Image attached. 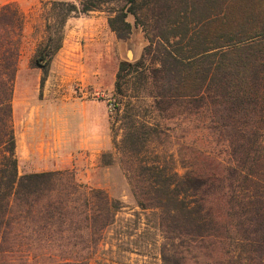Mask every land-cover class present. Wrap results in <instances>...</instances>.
<instances>
[{"label":"trees","instance_id":"trees-1","mask_svg":"<svg viewBox=\"0 0 264 264\" xmlns=\"http://www.w3.org/2000/svg\"><path fill=\"white\" fill-rule=\"evenodd\" d=\"M75 1L51 2L30 66L47 74L72 13L105 10L119 40L131 33L128 17L142 26L146 43L119 62L109 117L141 210L133 214L160 238L161 264H264V0ZM24 21L17 4L0 5V264H90L122 205L65 171L19 174L12 94ZM130 81L150 100L146 118ZM172 119L190 125L181 174L141 156ZM198 129L225 146L226 160L185 143Z\"/></svg>","mask_w":264,"mask_h":264},{"label":"rangeland","instance_id":"rangeland-1","mask_svg":"<svg viewBox=\"0 0 264 264\" xmlns=\"http://www.w3.org/2000/svg\"><path fill=\"white\" fill-rule=\"evenodd\" d=\"M52 1L0 0V5L8 2L17 4L25 18L23 38L21 40V54L18 62L19 67L30 65L37 44L44 38L45 25L49 18V8ZM68 1L76 2L75 0ZM70 16L71 21L67 29H64L63 35L70 41L73 39L77 40L78 44L74 45V50L83 54L81 60L83 61V67H86L85 70H101L102 78L100 80L98 96L106 101L107 109L110 113L111 107L108 101L114 92L115 73L119 62L122 60L133 61L138 59L146 43L142 26L135 24L133 17H128L132 25L131 33L128 39L119 40L108 26V13L105 10L93 11L86 14L72 13ZM93 39H97L98 41H93ZM130 49L132 51L131 59L128 58ZM80 84H82V81L77 80L74 82L73 87L78 90L81 86ZM137 85V83L133 84L130 81L131 88L134 87L131 93L135 95V98H138L135 101H137L136 105H138L139 115L146 118L148 117V101L150 100L142 93L143 89H140L141 92H137ZM87 86L91 88L90 85ZM165 122H167V126H164L163 129L167 133L163 132L160 135L151 137L149 144L145 147V152L141 156L147 162L159 157L157 160L161 164H164L168 168L174 167L181 174L185 169L179 161L178 146L184 142L183 134L185 126L190 125L178 119L165 120ZM193 124H197L198 127L199 123L195 121ZM197 131H199L198 134L191 135L185 141L188 146L197 148L200 152L213 153L214 156L220 159H227V150L222 143H218L215 138H210L212 142L208 144L205 136L200 135V129ZM117 138L119 139L120 135ZM104 153L111 154V164H102V153L97 163H94L95 165H92V167H88L89 169L86 172L82 171L76 174L74 171L64 170L73 175L77 182L105 190L110 197L117 199L122 205V211L117 215V222L103 235L102 243L96 250L90 264H161L160 255L158 254L160 238L153 236L151 234L152 230L148 231V234L142 232L141 229L145 226L144 222H146L143 212H140L139 216L133 214L134 211L141 210L136 205L137 199L132 193L131 185L124 171L126 168L125 163L120 160L119 154L113 147V144ZM197 158L198 163L200 165L203 164L200 155ZM150 218L148 217V220L152 223L153 220ZM136 224H138L140 230L135 229L137 227ZM131 231L137 232L129 235ZM110 244L112 246L111 250H109ZM66 248L65 245L51 247L53 251ZM45 249H48V247H45ZM141 251L143 252L142 254H140Z\"/></svg>","mask_w":264,"mask_h":264},{"label":"crops","instance_id":"crops-1","mask_svg":"<svg viewBox=\"0 0 264 264\" xmlns=\"http://www.w3.org/2000/svg\"><path fill=\"white\" fill-rule=\"evenodd\" d=\"M70 21L71 16L64 29ZM76 41L63 35L45 76L40 68L18 66L12 126L19 174L86 172L113 144L107 103L98 96L101 70H85ZM77 80L82 81L78 90L73 87Z\"/></svg>","mask_w":264,"mask_h":264},{"label":"water","instance_id":"water-1","mask_svg":"<svg viewBox=\"0 0 264 264\" xmlns=\"http://www.w3.org/2000/svg\"><path fill=\"white\" fill-rule=\"evenodd\" d=\"M131 57H132V51H131V49H130V50H129V53H128V58L131 59Z\"/></svg>","mask_w":264,"mask_h":264},{"label":"built area","instance_id":"built-area-1","mask_svg":"<svg viewBox=\"0 0 264 264\" xmlns=\"http://www.w3.org/2000/svg\"><path fill=\"white\" fill-rule=\"evenodd\" d=\"M110 107H111V105H110Z\"/></svg>","mask_w":264,"mask_h":264}]
</instances>
